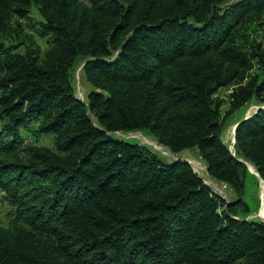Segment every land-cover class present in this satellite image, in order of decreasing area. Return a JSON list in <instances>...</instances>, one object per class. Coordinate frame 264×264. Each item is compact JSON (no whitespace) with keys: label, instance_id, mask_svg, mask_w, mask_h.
<instances>
[{"label":"trees","instance_id":"trees-1","mask_svg":"<svg viewBox=\"0 0 264 264\" xmlns=\"http://www.w3.org/2000/svg\"><path fill=\"white\" fill-rule=\"evenodd\" d=\"M260 33L264 0H0V191L18 216L0 225V264H264L260 180L239 160L264 181ZM251 104L231 150L225 126ZM33 127L54 148L23 156ZM130 131L196 149L233 197L114 134Z\"/></svg>","mask_w":264,"mask_h":264},{"label":"rangeland","instance_id":"rangeland-1","mask_svg":"<svg viewBox=\"0 0 264 264\" xmlns=\"http://www.w3.org/2000/svg\"><path fill=\"white\" fill-rule=\"evenodd\" d=\"M40 14L36 8H34L29 17L26 19H22L21 23L27 27V32L35 35V29L38 27V21L40 20ZM34 26V27H32ZM264 33H260L262 36ZM259 37L262 39V37ZM11 37V36H10ZM36 39L41 47L42 52H44L48 47V38L47 37H40L36 35ZM264 39V37H263ZM83 64L81 63L77 70H76V76H75V92L76 95L84 100L87 96V94L94 89V87L86 80L84 73L82 71ZM229 92L228 89H223L219 92V95L222 97H226L227 93ZM225 107H227V104H225ZM257 108V104H251L244 112H236L227 122L224 132H223V138L227 145H229V148L231 150H234V126L235 123L238 122L242 117L249 116L254 112V110ZM116 136L131 140L134 142H138L140 144H144L147 146L150 150H152L154 153H156L158 156H160L165 161H172L175 159H182L185 161H188L193 169L204 179V181L210 185L217 193L222 195L226 199H231L233 197L232 191L230 188L222 182H219L217 185L214 186V184H211L209 182L208 176L212 177L205 165V162L200 157L198 151L196 149L193 150H185L181 152L179 155L173 153L167 146L161 144L154 136L150 135L147 132L142 131H130V132H116L114 133ZM23 137H26L30 140V144H21L19 152L23 156H27L29 147L31 146H46L49 148H54V136L52 134H41V135H35L34 134V127L33 129H27L23 132ZM149 139L151 141L156 142L157 144L153 145L151 143H147L146 140ZM194 161V162H193ZM248 162V161H247ZM213 178V177H212ZM209 182V183H208ZM216 187V188H215ZM255 196L257 197L259 201V209L252 213L250 215L251 218H257V219H263L261 216L262 211V205L263 201L261 199V186L258 189V191L255 193ZM18 220L17 216V208L15 205H13L10 201V199L7 197L6 193L3 191H0V225L1 226H11L14 221Z\"/></svg>","mask_w":264,"mask_h":264},{"label":"bare ground","instance_id":"bare-ground-1","mask_svg":"<svg viewBox=\"0 0 264 264\" xmlns=\"http://www.w3.org/2000/svg\"><path fill=\"white\" fill-rule=\"evenodd\" d=\"M146 142H147V143H151L152 145H153V143H154V145L157 144L156 142L151 141V140H149V139H147ZM167 148H168V147H167ZM193 162H194V161H193ZM248 164L250 165L251 169L255 170V167H254V165H253L252 163L248 162ZM256 170H257V169H256ZM208 179H209V182H210L211 184H214V186L218 184V183L215 181V179H213L212 177L208 176ZM209 182H208V183H209ZM215 188H216V187H215ZM261 199H262V201H263V205H262V211H261L260 214H261L262 218L264 219V182H261Z\"/></svg>","mask_w":264,"mask_h":264},{"label":"water","instance_id":"water-1","mask_svg":"<svg viewBox=\"0 0 264 264\" xmlns=\"http://www.w3.org/2000/svg\"><path fill=\"white\" fill-rule=\"evenodd\" d=\"M248 116H246L245 117V119L247 118ZM239 123H237L235 126H234V142H235V132H236V127H237V125H238ZM239 160L240 161H242V162H244L247 166H248V168H249V170L252 172V173H255L258 177H259V180H260V186H261V182H264L263 181V179L259 176V173L257 172V171H255V170H253V169H251V167H250V165L248 164V162L247 161H245V160H243V159H241V158H239ZM206 183V182H205ZM207 184V183H206ZM222 196V195H221ZM223 197V196H222ZM263 222H264V219H261Z\"/></svg>","mask_w":264,"mask_h":264}]
</instances>
